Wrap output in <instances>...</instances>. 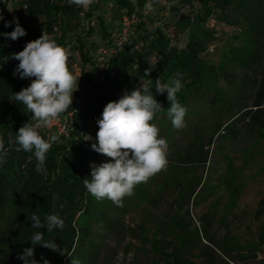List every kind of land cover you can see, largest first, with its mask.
Returning <instances> with one entry per match:
<instances>
[{
  "label": "rangeland",
  "instance_id": "374dc122",
  "mask_svg": "<svg viewBox=\"0 0 264 264\" xmlns=\"http://www.w3.org/2000/svg\"><path fill=\"white\" fill-rule=\"evenodd\" d=\"M109 1L95 0L81 8L96 9L94 16L112 28L106 31L114 46L134 35L130 28L123 35L126 13ZM240 2L253 6L238 10L228 6L221 15L216 11L209 17L203 32L211 41L200 37L202 27L195 19L176 29L180 15L194 16L185 2L159 0L154 10L143 11L147 34L157 26L165 28L178 50L191 35L199 40L206 51L201 61L206 73L203 87L185 104L184 128H173L166 112L155 114L151 122L169 145L167 169L137 185L122 208L89 195L74 226L80 234L76 249L61 259L50 253L52 264H71L72 258L80 264H171L177 250L182 264H264V0ZM19 9L26 7L17 0L1 2L0 18ZM33 21L22 27L41 36L44 18ZM66 25L72 44L80 38L92 43L94 66L83 65L76 51L70 54L76 78L80 70L87 77L94 67L106 70L112 51L101 38L98 23L91 38L84 37L86 28L77 22ZM208 68H213L214 76L205 71ZM39 131L48 139L56 126ZM1 244L0 264H16L19 259L8 240Z\"/></svg>",
  "mask_w": 264,
  "mask_h": 264
},
{
  "label": "trees",
  "instance_id": "16d2710c",
  "mask_svg": "<svg viewBox=\"0 0 264 264\" xmlns=\"http://www.w3.org/2000/svg\"><path fill=\"white\" fill-rule=\"evenodd\" d=\"M180 1L185 2L184 6H187L186 9L194 16L180 15L176 29L185 28V24L196 22L202 27L200 37H207L210 41L212 38L207 31L203 32V27L213 12L217 11L221 15L228 6L237 10L253 6V2H240V0ZM17 2L25 5V12L32 20L43 17L45 33L53 36L59 45L70 49V53L76 51L83 65L94 66V56L91 55L92 43L86 44L80 38L72 44L67 36L66 22L75 21L80 27L86 28L84 37L88 38L93 36L94 27L98 23L101 38L107 41V49L112 51L106 61V70L100 72L94 67L88 77L83 76L82 70L79 71L78 90L73 93V101L77 102V105L70 106L63 113L72 112L74 108L77 110L72 112L68 138L64 139V143H62L64 137L53 143L46 154V173L41 174L35 170L37 161L34 151H16L18 147L14 143L16 132L24 123L31 120V113L22 103L13 101L14 93L27 87L31 79H20L18 75L14 77L13 70L19 62L11 59L12 53L22 51L27 42L40 36L26 30V36L12 41L0 35V138H3L8 151L6 162L0 165V247L4 246L1 241L8 240L12 248L11 252L17 256L22 254L24 248L32 247L31 235L41 231L44 233L45 241H53L63 250L61 254V251L35 246V259L39 264H44L45 259L52 264L53 258L49 257L50 253L61 259V257L67 258L76 249L80 234L76 233L74 226L80 215H83L82 205L90 195L83 186V179L90 178L91 163L99 164L108 159L91 149L98 131L97 120L104 106L109 101H117L125 91L130 93L135 88L147 84L150 89L153 88V95L158 102L167 108L169 106L167 93L156 92L155 80L160 78L162 82H169L177 72L181 74L184 85L177 93V97L185 106L191 97L201 92L203 87L206 73L201 67V61L205 60L206 51L193 35L188 38L185 48L178 50L171 45L173 36L165 28L157 26L151 34H147L142 16L149 0L148 2L139 0L137 7H133L128 0L109 1L115 3L118 12L122 11L126 13L125 16H130L135 11L136 19L138 18L133 26L130 25L134 38L130 36L124 43L121 42V45L117 42L114 46L111 45V34H107L106 31L110 29L112 32V28L107 26L109 24H106L102 18L94 16L95 8L85 12L76 5L69 6L67 0L62 4L56 0H17ZM2 9L4 11V7ZM22 11L19 9L11 15L3 14L0 18V33L11 32L14 29V23L11 27L4 26L6 22L13 21L14 17L19 19L22 26L24 23ZM151 58L154 62H151ZM68 67L70 70V58ZM149 68H151L150 76H146L144 71ZM70 71L74 74L73 70ZM205 71L213 76L215 74L213 68ZM40 133L46 139L45 132L40 131ZM86 136L91 137L90 141L84 140ZM10 140L13 143H9ZM33 213L39 215L42 221L46 215L57 214L65 221L64 230L55 229L48 232L46 228H32L30 219ZM172 256L174 260L171 264H182L180 251H175ZM15 263L23 264V261L17 260Z\"/></svg>",
  "mask_w": 264,
  "mask_h": 264
},
{
  "label": "clouds",
  "instance_id": "9594fccd",
  "mask_svg": "<svg viewBox=\"0 0 264 264\" xmlns=\"http://www.w3.org/2000/svg\"><path fill=\"white\" fill-rule=\"evenodd\" d=\"M95 0H67L69 6L76 5L89 8ZM159 0H149L145 5L148 11L154 10ZM15 24L11 32L0 33L4 38L17 41L27 35L19 19L5 23V27ZM70 49L59 45L55 38L45 32L25 44L22 51L12 53V58L19 63L13 70V76L20 79H31L27 87L14 93V102L22 103L31 113V120L24 123L16 132L14 143L16 151H34L35 170L46 173V154L60 136L52 133L46 140L41 129H51L58 122L61 114L73 104V93L78 90L79 80L69 70ZM151 68L144 74L150 76ZM179 72L169 82L155 80V89L159 94L167 93L169 106L164 108L153 95L147 84L125 93L117 101H109L97 120L98 131L91 149L108 159L99 164H90V178L83 179L87 192L97 199L110 200L116 207H124V198L131 197L137 185L147 183L157 173L168 166L169 145L160 137V129L151 123L155 114L166 112L173 128L179 130L186 126V106L182 105L177 93L183 88ZM90 137V136H89ZM91 139V137H90ZM88 139V140H90ZM9 143H13L12 140ZM8 151L3 138H0V165L6 162ZM30 221L34 229H45L52 232L65 228V221L57 214L40 216L33 213ZM32 247H26L17 259L23 264H39L35 259V246L40 245L52 251H61L53 241H45L44 233L36 231L30 238ZM44 264H49L45 259ZM71 264H80L78 259H71Z\"/></svg>",
  "mask_w": 264,
  "mask_h": 264
},
{
  "label": "built area",
  "instance_id": "2783aa9c",
  "mask_svg": "<svg viewBox=\"0 0 264 264\" xmlns=\"http://www.w3.org/2000/svg\"><path fill=\"white\" fill-rule=\"evenodd\" d=\"M7 1L8 0H0V4H1V2H7ZM138 1L139 0H128V2L133 7H137ZM0 15H1V11H0ZM22 17H23L24 22H26L28 20L33 21L28 16V14L25 12V10L22 11ZM125 17H127L128 20L126 18L124 19V24H123L124 30L122 31L124 36L126 35L127 29L130 28V25H132L134 23V20L136 18L135 11L130 16H125ZM121 42L122 41H120L118 43V45H121ZM211 52H212V49H211ZM79 73L80 72L78 71V75H77L78 77H79ZM76 103L77 102L73 101L72 106L75 107L77 105ZM76 111H77L76 108H74L72 112H76ZM72 112H68L66 114H63L62 116H60L58 122H54L53 126H56V134H58L61 138L62 137L66 138V139L68 138V130H69V127L71 125V118H72V114H73Z\"/></svg>",
  "mask_w": 264,
  "mask_h": 264
}]
</instances>
